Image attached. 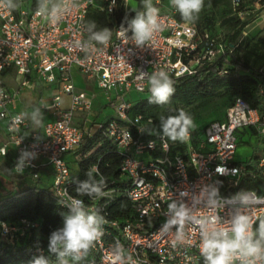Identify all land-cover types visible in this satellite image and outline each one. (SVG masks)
Listing matches in <instances>:
<instances>
[{
	"label": "built area",
	"instance_id": "obj_1",
	"mask_svg": "<svg viewBox=\"0 0 264 264\" xmlns=\"http://www.w3.org/2000/svg\"><path fill=\"white\" fill-rule=\"evenodd\" d=\"M102 1L59 0L52 6L44 0L31 8L27 0H18L13 8L8 0H0V119L6 122L7 132L0 156L11 153L13 172L30 174L36 180L49 167V193L61 207L70 211L76 199L82 201L86 214L103 217L102 235L80 258L86 257V264H205L201 246L206 233L224 229L231 236L235 216L246 215L253 235L255 222L264 217V146L257 158L236 160L243 134L250 132L264 141V110L237 97L224 118L206 125L196 144L189 133L185 152L171 153L164 133L147 138L151 118L131 114L134 102L128 92L135 89L150 94V78L159 72L172 81L200 75L220 57L225 62L217 73L227 74L233 47L227 46L222 35L201 32L195 24L179 19L174 6L161 10L160 0H150L158 10L152 37L137 45L127 23L136 15L129 0H121L120 16L119 0L115 4ZM243 4L244 0H231L240 16ZM248 4L256 18L264 21V3L249 0ZM92 6L113 17L112 26L106 27L111 37L105 44L88 36L86 17ZM146 12L144 4L140 13ZM75 68L97 82L105 97L102 107L109 106L112 113L100 118L94 109L98 91L79 88ZM39 84L53 90L38 98V109L51 118L34 130L29 112L17 103L23 90ZM260 93L264 98V86ZM96 134L108 140L109 151L118 155V178H108L101 171V157L91 165L96 178H82L73 169L71 163L82 142ZM24 152L33 155L25 157L23 171L18 172ZM245 177L257 179L259 189H240ZM84 182L100 188V193L78 191ZM117 195H124L130 203L123 218L111 216L109 209ZM170 205L187 210L182 224L173 223ZM23 222L24 226L1 222V236L14 243L26 227L37 226ZM34 251L35 258L44 253L41 247ZM61 259L75 264L64 257L47 261L61 264ZM230 264H264V257L247 258L237 252Z\"/></svg>",
	"mask_w": 264,
	"mask_h": 264
},
{
	"label": "trees",
	"instance_id": "obj_2",
	"mask_svg": "<svg viewBox=\"0 0 264 264\" xmlns=\"http://www.w3.org/2000/svg\"><path fill=\"white\" fill-rule=\"evenodd\" d=\"M8 1L15 8L18 0ZM138 1V8L136 11H132L133 14L140 12L144 7V0ZM207 1L214 8L220 9L223 7L221 10L227 16L222 21L231 24L233 31L229 34L221 33L220 30L215 28L213 19L191 20L189 22L195 24L201 32L208 31L213 35H222V39L227 46L233 47V53L229 60L231 63L230 71L224 75L217 73V67H222L225 62V58L220 57L212 65L206 66L202 74L185 76L173 81L175 91L169 98L168 103L157 104L153 102L151 93L138 99L133 105L131 114L142 113L145 120L151 118L147 125V138H154L158 134L164 133L162 120L178 115L180 110L191 115L194 120L198 109L220 98L230 97L227 107L237 97H242L253 107L259 108L261 111L264 110V98L260 93L261 86H264V46L259 41L251 42L247 38L245 40L243 28L247 22L246 20L242 21V16L233 10L231 0ZM248 1L244 0L243 10L246 7L252 9ZM261 1L264 3V0ZM43 2L44 0H30L27 4L31 8H36ZM97 2L104 3L102 0H97ZM121 13L122 4L121 0H119L118 16ZM176 15L179 19L184 20L178 11ZM86 22L88 36L92 39L94 33L112 26L113 17L107 11L97 6H92L87 13ZM93 24L95 27H92ZM241 43L246 46V49L240 58L239 48ZM224 116L225 113L222 117L214 119H222ZM209 122L201 129H189L194 144L203 136L204 129ZM168 140L171 153L185 152L187 150V142L181 143L179 140L173 142L169 138ZM100 142L101 144L98 145ZM110 148L109 141L102 139L99 134L93 137H86L76 152L77 158L73 161L78 164L77 172L79 175L82 178H96L97 174L91 169V165L101 157L99 163L101 171L108 178H118L119 157L113 151H109ZM257 156L258 154H255L250 158H257ZM6 171L11 175L9 170ZM13 174L16 175L14 172ZM2 185L0 183V189H2ZM258 186L259 181L257 179L245 177L239 188L258 190ZM15 187L14 192L3 193L0 190V226L3 221L24 226L23 220L36 222L37 226L26 227L25 233L20 235L14 243L2 237L0 232V264H28L30 260L38 255L34 251L37 247L44 249V253L41 256L46 260H50L53 263L58 261L61 258L59 252H51L49 250V240L52 232L63 227L64 215L69 211L61 207L57 199L49 193L48 188L38 190L35 185ZM129 208L130 203L124 195H117L115 201L109 207L111 216L115 218L127 216ZM262 220H264V217L259 218L255 222L252 235L254 239H259V223ZM64 258L73 260L75 264H86V257L77 260L74 259L73 254H67Z\"/></svg>",
	"mask_w": 264,
	"mask_h": 264
},
{
	"label": "clouds",
	"instance_id": "obj_3",
	"mask_svg": "<svg viewBox=\"0 0 264 264\" xmlns=\"http://www.w3.org/2000/svg\"><path fill=\"white\" fill-rule=\"evenodd\" d=\"M116 0H112L115 4ZM147 8L146 13L137 12L135 17L127 21L128 28L133 33V38L137 45H142L150 40L154 27L157 23L158 10L153 8L150 0H144ZM172 5L179 12L185 21H191L198 15L204 6V0H171ZM43 11V5L40 12ZM92 27H95L93 24ZM111 37L109 29L93 34L92 39L100 44H105ZM152 101L157 104H166L174 93L173 81L165 72L153 74L149 81ZM164 135L171 141L179 140L185 143L189 139V129L195 128L193 117L183 110H180L176 116H170L162 120ZM33 155L28 152L22 153L17 171L22 172L25 157ZM218 170L223 171L220 167ZM100 183L103 184V178ZM88 191L91 193H100V188L90 187L88 182L80 184L78 191ZM246 201L247 197L242 196ZM259 199V198H258ZM170 210L174 214L173 223L182 224L188 212L183 206L170 205ZM70 211L64 215L63 227L52 232L49 240V250L59 252L61 258L67 254H74V259L79 260L82 255H86L93 243L102 235L100 224L104 223L101 216L95 214H86L83 210L82 201L73 199L69 205ZM212 223H216L215 220ZM250 223L246 215H237L233 219L229 230L221 229L210 234L204 235L201 254L204 257L205 264H230L233 255L239 253L243 257L259 259L264 257V220L259 223V239H254L249 231ZM63 249L62 251H60ZM31 264H49L43 257H37L31 261ZM61 264L66 261L61 259Z\"/></svg>",
	"mask_w": 264,
	"mask_h": 264
},
{
	"label": "rangeland",
	"instance_id": "obj_4",
	"mask_svg": "<svg viewBox=\"0 0 264 264\" xmlns=\"http://www.w3.org/2000/svg\"><path fill=\"white\" fill-rule=\"evenodd\" d=\"M29 1L30 0H27V3H29ZM58 1L59 0H49V4L54 6L58 3ZM138 2V0L128 1V5L132 11L137 10ZM172 6L173 5L171 3V0H160L161 9L169 10ZM222 8H214L207 0H204L203 9L198 15L193 18V21L202 19H213L215 21L214 26L216 29L220 30L221 33L229 34L233 31V27L231 24L224 23L222 21L223 18L227 16L226 13L222 12ZM241 20H246L247 22L243 28V35L245 36V40L248 39L251 40V42L259 41L261 45L264 46V21L258 20L255 16V12L251 8L247 7L245 8L242 14ZM245 49L246 46L241 43L239 48L240 58L243 56ZM74 78L76 85L79 88H85L90 91H98V97L95 102L94 109L99 111L101 108L99 101L105 103V97L103 95V92L98 88L97 82L94 79H87L85 75L80 74L78 72L77 68L74 69ZM148 94L149 93L147 92H140L133 89L128 92L127 97L135 103L138 99L148 96ZM229 98L230 97L217 99L208 104L207 106L198 109L194 118L195 128L201 129L211 119L222 117L225 113L228 103L230 102ZM110 113H112L111 108L109 106H106L105 110H103L102 112V117H105ZM242 140L243 141L239 144L237 148V161H243L252 157L255 154H258L261 148L264 146V141L261 140L259 136L250 132H246L245 134H243ZM71 165L73 169H75L76 171L78 170V164L76 162H72ZM50 181L51 179H47L46 177H44V179L36 180L32 175L28 174L22 176V180H20L18 184L19 186L35 185L38 190L42 188L52 189V183Z\"/></svg>",
	"mask_w": 264,
	"mask_h": 264
},
{
	"label": "crops",
	"instance_id": "obj_5",
	"mask_svg": "<svg viewBox=\"0 0 264 264\" xmlns=\"http://www.w3.org/2000/svg\"><path fill=\"white\" fill-rule=\"evenodd\" d=\"M12 85L14 83L12 82ZM52 89L48 86H44L42 84H39L34 89H25L21 92L20 99L18 100L17 107L18 108H26L27 111L30 114V120H31V127L34 130H39L42 128L43 124L51 118L49 113L47 112H41L38 109V98L40 95H50L52 94ZM67 99V97H66ZM101 108L99 110V116L102 117V112L105 110L103 108V102L99 101ZM7 140V132H6V122L2 119H0V145H2ZM11 151V150H10ZM6 170H9L11 172V175L7 173ZM44 177L47 179H52V175L50 173V168H46L44 170ZM22 176L25 175H19V174H13L12 172V154L9 153L8 155H2L0 156V183H2L3 187L0 189L3 193L7 192H14L15 186H19L18 182L22 180ZM24 179V178H23Z\"/></svg>",
	"mask_w": 264,
	"mask_h": 264
}]
</instances>
